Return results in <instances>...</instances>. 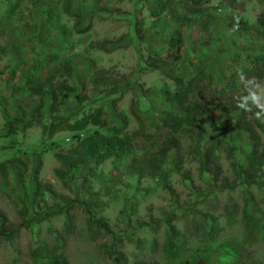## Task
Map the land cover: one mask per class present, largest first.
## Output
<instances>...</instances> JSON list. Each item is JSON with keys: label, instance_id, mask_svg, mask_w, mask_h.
<instances>
[{"label": "trees", "instance_id": "16d2710c", "mask_svg": "<svg viewBox=\"0 0 264 264\" xmlns=\"http://www.w3.org/2000/svg\"><path fill=\"white\" fill-rule=\"evenodd\" d=\"M150 1L152 7L149 12L153 18L152 22L163 16L173 23L170 31L156 33L158 41L164 40L166 44V58L172 57L176 47L183 44L185 35L190 32L186 30L192 28L193 19H198L202 29L206 30V22L218 18L213 17L210 10L202 6L201 0ZM234 1L224 0L228 8ZM25 2L31 6L28 11L31 23L23 24L26 28L24 38L28 42V34L37 31L39 34L36 40L40 41L28 49L33 55V66L23 77V89L18 91L16 84L12 83L9 96L0 105L2 117L0 141L3 143L1 148L5 150L3 152L5 157L9 151L5 160L0 162V175L4 177L5 183L8 178L13 179L14 187L22 194L20 199L24 210L19 212V216L25 228H38L39 223L46 220L47 216L61 212L65 214L71 205L70 202L63 205L52 203L40 211L32 209L33 205L44 203L52 194L50 185L39 181L37 173L40 157L55 150L53 156L62 166V171L54 170V175L64 186L67 185V175L75 173L76 169L83 168L86 174H89V170L93 171L96 166L110 161L112 168L117 165L121 166L120 169L123 168L127 180L138 184L149 179L166 190L170 175L173 173L180 175L183 183L187 182L185 173H181L183 165L185 162H195L198 165V178L206 186L204 192L197 191L194 194L195 202H198L209 197L214 189L213 181L217 176L221 155L228 162L234 176L233 184L221 185V190L232 189L235 181H239L243 191L252 185L259 187L264 183V151L260 149L259 138V132L264 133V120H257L250 113L241 111L236 107L234 100L241 92L237 79L238 70L242 69L250 76L264 79V0H261V12L253 20L247 17L239 20L226 18L220 22L223 30L207 31L205 37H197L198 47H194L193 52L203 53L215 48L224 40L231 45L223 54L225 79L223 82L220 80L222 84L214 85L216 73L206 67H200L189 74L168 76L169 85L164 83L159 89V96L164 100L156 109L155 115H143L149 106L143 98H140L137 105L131 104L130 108L133 110L130 114L134 119L135 128L129 131H127L129 119L126 115L118 114L119 118L114 122L112 119L113 112H116V101L130 90L133 80H130L131 78L114 80L110 72L95 67L97 57H94L93 53L95 51L107 53V42L88 43L89 56H84L83 62L67 57L74 54V44L77 43L74 40L70 39L68 45L66 41L65 47L59 51L52 49L53 46L42 44L43 38L40 33L49 30L53 35L56 28L54 22L59 19L61 21L63 16L76 19L68 28L76 34L89 30L91 21L86 25L79 24L80 17L71 11L72 0L54 1V5L42 7L45 11L42 14L44 18L38 14L39 0H0V4L3 3L0 22L2 34L3 28L7 27L6 24L15 25L13 21L17 7ZM203 15L204 17L200 18ZM20 30L18 27L14 31V36H22ZM69 33L70 31H67V36ZM61 37L64 35L61 34ZM241 42L243 45L239 49L238 45ZM160 46L155 45L149 49L147 53L149 62L139 61L141 71L166 65L159 55ZM258 47L263 50L257 51ZM83 64L86 67L87 82L91 91L89 97L82 92L77 93V89L82 85L71 81L75 67H81ZM36 71L42 75L36 76ZM37 86L42 89L37 102L31 101L28 104L30 100L25 95H32ZM21 92L26 94L17 99L16 93ZM68 101H71L70 107H75L74 111L61 109ZM34 123L41 126L40 141L44 139L52 141L47 145H43V142L25 146L17 143L15 138L18 132ZM57 134L62 136L55 138ZM207 135H210L208 139ZM237 143L249 144L250 154L244 164H241L238 156L233 154ZM65 145H68V148L64 149ZM242 149L237 148L240 151ZM169 160H172L171 165ZM94 173L90 172V175ZM29 174L31 175L25 185L24 178ZM81 178L79 191L86 193V196L77 202L86 207L90 201L96 199V195L89 191L90 186L85 176L82 175ZM84 183L88 185L84 187L85 189ZM126 187V193H131L128 186ZM133 191L137 192L136 188ZM249 197L251 198L250 195ZM243 199L240 239L222 237L221 226L216 218L205 212H197L195 214L199 217H207V223L203 226L196 225L193 214L189 220L198 242L196 245L185 247L184 239L180 238L179 241L177 238L179 233L172 223L175 217L174 210L171 209L162 221L164 238L159 247L160 259L136 261L135 264H264V258L259 252L249 250L255 243L264 239V221L253 212H248L247 209L252 211L253 207L248 205L247 198ZM84 212L87 224L96 231V237L98 234L110 235L111 240H115L114 243L119 241L121 232L113 236V231L107 223L95 216L97 210L88 211L84 208ZM226 214L229 220L231 214L230 212ZM65 225L67 226V223ZM148 227L153 230L154 225L150 223ZM123 236L132 240L129 235ZM182 236L184 237V234ZM36 243L30 252L31 264H68L63 255L57 252L62 244L60 237H55L53 244L38 241ZM152 244L153 240L150 245ZM105 252L108 257L113 256L110 249ZM115 256L113 259L115 264H126V258L119 254Z\"/></svg>", "mask_w": 264, "mask_h": 264}, {"label": "rangeland", "instance_id": "374dc122", "mask_svg": "<svg viewBox=\"0 0 264 264\" xmlns=\"http://www.w3.org/2000/svg\"><path fill=\"white\" fill-rule=\"evenodd\" d=\"M54 1L61 2V0H39V17L44 18L42 14L45 11L42 7L54 5ZM72 1L71 11L80 17L79 24L82 26L91 21V28L82 34L77 32V35L75 31L68 29L76 19L63 16L61 21L59 19L54 22L56 28L53 35L49 30L40 33L43 38L42 44L48 47L53 46L52 49L59 51L65 47L66 41H68L66 43L68 45L70 39L74 40L77 42L74 44V54H69L67 57L83 62L84 56H89L88 43L107 42V53L101 51L93 53V56L97 57L95 67L110 72L114 80L118 78L120 80L130 78L133 80L130 90L116 101V112H113L112 119L114 122L115 119L118 120V114L126 115L129 119L127 131L135 128L134 119L131 118L130 114L133 108L130 106L131 104L135 105V103L137 105L140 98L149 103L143 115L156 114V109L162 105L164 100L159 96V89L164 83L169 85L168 76L189 74L200 67H206L216 73V80L215 78L213 80L214 85L222 84L220 80L223 82L225 79L223 54L231 48V45L224 40L215 48H210L203 53L193 52L194 47H198L197 37H205L207 31L219 32L223 30L220 26L223 19L239 20L242 17H247L253 20L262 10L261 0H235L230 3L229 8L224 0H201L202 6L207 7L210 14L218 18L208 20L205 24L206 30L202 29L198 19H193L192 28L186 30L190 32L185 35L183 44L176 47L172 57L166 58V44L164 40H161V37H159L161 41H158L156 33L170 31L173 28V23L163 16L158 17L156 22H152L153 18L149 12L152 7L150 0ZM2 6L3 3L0 4V22L3 15ZM29 9H31L29 3L25 2L18 5L17 14L13 21L15 25L6 24L7 27L3 28L4 34L0 32V105L9 96L12 83L16 84L18 91L23 89V77L33 66V55L28 49L32 45L38 44L37 42L40 40H36L39 34L37 31L28 34V42L24 38L26 28L23 27V24L31 23L28 14ZM91 12L93 13L91 14ZM203 17L204 15L200 18ZM35 19L37 20V17ZM18 27L21 28L22 36H14V31ZM67 31H70L68 36ZM60 33L64 37H61ZM155 45H161L159 55L166 65L153 70L141 71L138 65L139 61L149 62L147 53ZM242 45V42L239 43V49ZM260 50L263 48L258 47L257 51ZM35 75L42 74L36 71ZM72 76L71 81L82 85L80 89H77V93L82 92L86 97H89L91 91L84 64L81 67H75ZM41 90L37 86L32 95L21 92L20 94L16 93V97L18 99L19 96L26 94V98L30 100L28 104L31 101L36 103ZM70 104L71 101H68L61 109L74 111L75 107H70ZM1 125L0 113V127ZM22 131H19L15 138V141L20 142L22 146L34 143L38 145L42 142L43 145H47L49 141H52V139L40 141V124L34 123L30 127L23 128ZM61 136V134H57L55 138ZM209 136L207 135L206 139ZM259 138L260 149L264 151L263 132H259ZM2 145L3 143L0 141V162L5 160L4 158L9 154L8 151L5 157V153L3 154L5 150H2ZM248 146V143L235 145L236 150L233 154L238 156L241 164L248 160L250 154ZM238 147L243 149L237 150ZM66 148L68 145L64 146V149ZM54 152L46 153L40 157V167L37 173L39 181L50 185L52 194L44 203L40 202L33 205L32 209L40 211L52 203L63 205L70 202L71 205L65 214L61 212L47 216L46 220L39 223L38 228H25L22 225L19 216V212L24 210L20 199L22 194L14 187L13 179L8 178L5 183L4 177L0 175V264H31L30 252L35 248L36 241L53 244L55 237L62 239V244L57 252L63 255L68 264H115L113 259L117 254L126 258V264H135L136 261L158 260L160 259L159 247L164 238L162 221L171 209L174 210L175 217L172 223L179 233L177 238L179 241L180 238L184 239L185 247L196 245L198 242V239L193 235V225L189 220L197 212H205L214 216L221 226V236L227 239L231 237L240 239L242 237L240 219L244 204L243 198H247L248 205L253 207L252 211L247 209L248 212H253L254 215L264 221V183L259 187L252 185L243 191L239 181H235V186L232 189H220L221 185L233 184L234 179L231 168L223 155L219 158V168L213 181L212 193L209 197L195 202L194 194L197 191L204 192L206 188L203 181L198 178V165L195 162H185L183 165L181 173H185L188 178L187 182L183 183L180 175L173 173L170 175L166 190L149 179L138 184L130 179L127 180L123 168L120 169V165L114 166L115 169L112 168L110 161H105L96 166L93 171L89 170V174H86L87 172L83 168L76 169L75 173L69 174L68 172L67 185L64 186L54 175V170L62 171V166L53 156ZM171 163L172 160H169L170 165ZM90 172H93L95 177L91 176ZM30 175L25 176V185ZM82 175L89 183V191L96 195V199L90 201L86 207L77 202L79 199H85L86 196V193L83 194L79 191ZM88 185H83V188ZM126 186L131 193H126ZM134 188L137 192L133 191ZM84 208L88 211L97 210L95 216L102 218L107 223L113 231V236H117V233L121 232L119 241L114 243L115 240H111L110 235L98 234L96 237L94 228L87 224ZM226 212L231 214L229 220L226 218ZM26 213L28 212L26 211ZM194 219L196 225L203 226L207 223V217H199L198 214L194 215ZM150 223L154 225L153 230L148 227ZM123 235H129L132 240ZM152 240L153 244L150 245ZM107 249L112 251L113 256H107L105 252ZM249 250L254 253L259 252L264 258V239L255 243Z\"/></svg>", "mask_w": 264, "mask_h": 264}, {"label": "clouds", "instance_id": "9594fccd", "mask_svg": "<svg viewBox=\"0 0 264 264\" xmlns=\"http://www.w3.org/2000/svg\"><path fill=\"white\" fill-rule=\"evenodd\" d=\"M237 79L241 92L234 97L236 107L250 113L257 120H264V79L238 70Z\"/></svg>", "mask_w": 264, "mask_h": 264}]
</instances>
